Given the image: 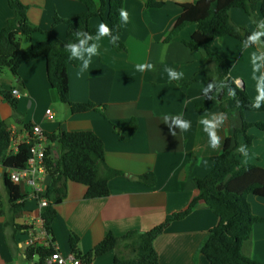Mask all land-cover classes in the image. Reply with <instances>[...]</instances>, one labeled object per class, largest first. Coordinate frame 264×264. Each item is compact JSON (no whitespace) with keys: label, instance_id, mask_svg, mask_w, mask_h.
Returning a JSON list of instances; mask_svg holds the SVG:
<instances>
[{"label":"crops","instance_id":"crops-1","mask_svg":"<svg viewBox=\"0 0 264 264\" xmlns=\"http://www.w3.org/2000/svg\"><path fill=\"white\" fill-rule=\"evenodd\" d=\"M21 1L29 7L28 16L34 25L52 30L61 39L66 38L67 26L54 25L55 17L70 20L86 9L79 0ZM158 1L164 2V6L148 7L147 0H124L128 12V19L122 20L125 52L116 50L110 37L101 36L84 47L96 45V53L85 52L69 66L71 100L91 101L99 109L73 113L69 105L65 104V109L56 106L60 99L50 76L49 38L45 33H34L26 44L23 40L26 48L43 45L45 53L24 63L19 78L10 70L0 73V117L19 144L15 154L0 160V264L39 263V256L29 259L26 252L29 238L37 233V201L28 199L22 203V212L11 224L14 212L5 167L25 163L29 130L34 124H40L47 134L61 130L94 131L105 144L106 163L122 172L110 180V194L105 197L87 198L86 185L68 182L67 197L57 206L51 233L64 255L73 253L70 244L73 233L79 236L80 250L86 255L110 232L123 236L131 230L148 231L175 212L188 208L199 192L197 179L213 171L214 158L222 153L227 137H233L242 128L241 112L226 113L208 91L204 52L186 44L197 25H188L172 40H166L182 13L181 4L199 0ZM15 15L9 0H0V32ZM231 16L253 34L262 32L245 10L233 8ZM258 22L264 26L261 14ZM101 23L100 18L91 20L94 27ZM212 49L225 58L237 85L256 100L264 89L263 36L254 45L232 36L219 37L213 41ZM253 53L261 58L253 62ZM85 61L87 68L83 67ZM140 64L145 65L143 71L137 67ZM256 64L260 65L258 70ZM170 71L177 72L179 77L170 78ZM15 88L20 90L19 97L12 95ZM1 92H10L16 98L18 113ZM201 102H207L204 111L198 109ZM228 103L234 106V96H229ZM47 109L53 111L54 118L47 117ZM245 116L250 122L264 121V111H247ZM133 118L138 121V129L131 139L123 141L118 133L120 127ZM204 119L218 122L219 143L215 147L211 146L210 135L201 122ZM181 122H190L191 127L184 129ZM248 132L256 137L253 144L246 150L245 137L239 133L232 144L235 155L246 163L264 167V131L254 126ZM150 172L156 175L154 185L137 179ZM51 181L49 176L48 185ZM249 201L253 212L264 216V197L251 194ZM219 220L209 205L200 201L185 218L172 221L155 241L160 264H210L199 248ZM7 222L10 224L6 225ZM16 224L22 227L17 229ZM243 250L264 263V221L254 225L252 238ZM114 258L115 252L111 251L94 258L90 264H112Z\"/></svg>","mask_w":264,"mask_h":264},{"label":"trees","instance_id":"trees-1","mask_svg":"<svg viewBox=\"0 0 264 264\" xmlns=\"http://www.w3.org/2000/svg\"><path fill=\"white\" fill-rule=\"evenodd\" d=\"M85 5V10L70 20L55 17L54 25L65 23L66 38H59L52 30H44L34 25L28 16L29 7L21 0H9L16 15L0 32V73L10 70L19 78L20 67L45 53L41 44L26 48L23 40L31 41L34 33L42 32L48 35L50 52V76L62 103L70 106L73 113L87 112L99 109L94 102H73L70 98L69 66L72 50L66 45L92 44L99 35V27L91 25V20L100 18L106 24L112 44L116 50L125 52L127 47L122 40V20L119 16L124 9V0H79ZM148 7H162L164 2L147 0ZM182 13L175 22L167 41L176 37L188 25L196 24L197 29L186 44L192 49L202 50L206 58L204 73L208 91L212 92L222 110L231 113L238 110L242 114L243 126L233 137L226 139L221 154L215 156L213 171L203 178L197 179L199 192L185 210L175 212L162 224L148 231L131 230L123 236L110 232L95 247L84 255L79 243L80 238L71 234L70 244L73 253L89 261L114 251L112 264H160L159 253L155 246L156 239L168 228L174 220H180L189 215L200 201H205L220 218L218 225L210 230L202 241L199 253L206 255L210 264H264L244 253V245L252 238L254 225L264 221V216L257 215L252 210L249 195L264 197V167L246 163L235 155L232 146L234 138L239 133L245 137L244 146L248 150L255 140L249 134L251 127L264 131V121L250 122L245 116L247 111H264V103L259 108L252 107L256 100L242 89L230 76V67L225 58L212 49L216 38L224 36L235 37L248 45H254L251 39L253 32L245 25L235 23L231 16L233 8H241L255 21L264 32V26L258 22V14L264 17V0H199L196 3L181 4ZM264 38V35H262ZM229 90L235 92L234 106L228 103ZM10 100L16 113L18 101L10 92H1ZM207 102L198 104L199 111L206 110ZM33 127V126H32ZM119 136L123 141L131 139L137 129L138 121L133 118L127 125L120 127ZM52 144L47 149L46 167L52 181L48 185L47 196L49 206L44 210L47 227L52 233V224L57 216V206L67 197L68 182L75 181L88 187L87 198L105 197L110 194V180L122 172L106 163V148L103 140L94 131H65L48 134ZM11 144V132L6 122L0 117V150L2 161L7 158ZM58 153V155H57ZM137 179L145 184L154 185L157 181L152 172L140 175ZM7 188L14 212L10 222L14 225L15 218L22 212L23 197L21 188L7 179ZM2 213V212H1ZM7 222L6 225H9ZM22 226L15 225V228ZM53 249L34 248L29 246L27 257L39 256L38 264H46V257Z\"/></svg>","mask_w":264,"mask_h":264},{"label":"built area","instance_id":"built-area-1","mask_svg":"<svg viewBox=\"0 0 264 264\" xmlns=\"http://www.w3.org/2000/svg\"><path fill=\"white\" fill-rule=\"evenodd\" d=\"M14 97L20 96V90H12ZM48 118H54L51 109H47ZM52 144L49 135L44 131L40 124H34L29 130L27 140V158L25 163L20 167H7L8 179L14 185L21 188L23 197L18 200L19 203H25L28 199L37 201L39 208V217L37 218V233H34L29 240V246L36 249L45 248L53 249L46 257V264H90V261L75 253L64 255L57 247L52 234L48 230L47 222L44 217V210L49 206L50 199L47 196L49 173L46 167L47 149ZM19 149L15 135L11 132V144L7 155L15 154Z\"/></svg>","mask_w":264,"mask_h":264},{"label":"clouds","instance_id":"clouds-1","mask_svg":"<svg viewBox=\"0 0 264 264\" xmlns=\"http://www.w3.org/2000/svg\"><path fill=\"white\" fill-rule=\"evenodd\" d=\"M119 16L121 18V20H127L128 19V12L125 9H121L119 12ZM110 33V29L109 27L104 24L101 23L99 26V35L100 36H106ZM260 35H264V32L261 33H255L253 35V37H251V39L253 41L258 40ZM97 39H99V36L97 37ZM84 44V41H81V45H72V44H68L66 45V48L70 47L72 50V56L70 57L71 59H76V58H82L83 54L85 52H87L89 55H92L94 53H96L97 51V46L93 45L92 47L89 48H84L82 47V45ZM261 57L256 56L253 53V62H255L256 59H260ZM84 68L88 67V61L84 62ZM139 71H143V69L145 68V65L140 64L137 66ZM148 67H151V65H148ZM260 67V65L256 64L255 65V69L258 70ZM83 71V69H81ZM180 74H178L175 71H170L169 72V76L170 78H178ZM262 80H264V77H262ZM229 96H235V92L232 90H229ZM260 100H264V89L261 90L260 95L257 97L255 103L253 104L252 107L254 108H259L260 105ZM203 125L206 126V130L208 131L209 135H210V143L212 147H215L218 143H219V138L216 135V129L218 127V122L215 119H204L201 121ZM182 123V127L184 129H189L191 127L190 122H181ZM174 134V132H173ZM242 150V149H241Z\"/></svg>","mask_w":264,"mask_h":264},{"label":"rangeland","instance_id":"rangeland-1","mask_svg":"<svg viewBox=\"0 0 264 264\" xmlns=\"http://www.w3.org/2000/svg\"><path fill=\"white\" fill-rule=\"evenodd\" d=\"M24 43L26 44L27 41L25 40ZM7 76L12 77V74H7ZM5 78H6V77H5ZM58 100H59V99H58ZM56 106H57L59 109H65V104L62 103L61 101H58V103H57ZM66 106H67V104H66Z\"/></svg>","mask_w":264,"mask_h":264},{"label":"water","instance_id":"water-1","mask_svg":"<svg viewBox=\"0 0 264 264\" xmlns=\"http://www.w3.org/2000/svg\"><path fill=\"white\" fill-rule=\"evenodd\" d=\"M57 155H58V153H57ZM2 159V152H1V150H0V160Z\"/></svg>","mask_w":264,"mask_h":264}]
</instances>
